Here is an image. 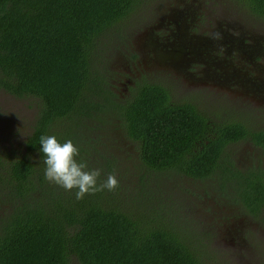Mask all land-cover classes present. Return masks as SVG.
I'll use <instances>...</instances> for the list:
<instances>
[{
  "label": "trees",
  "instance_id": "trees-1",
  "mask_svg": "<svg viewBox=\"0 0 264 264\" xmlns=\"http://www.w3.org/2000/svg\"><path fill=\"white\" fill-rule=\"evenodd\" d=\"M237 1L264 16V0ZM140 2L0 0V89L37 99L21 153L0 164V203L8 205L0 212V264H205L195 228L151 200L160 175L204 181L219 169L221 191L230 187L231 200L264 223L256 213L264 206V167L243 171L223 156L226 143L245 137L264 150V128L214 121L143 74L118 99L100 71L102 38ZM114 117L136 143L141 169L158 174L151 181L140 174L134 192L120 180L122 159L103 154L109 137L116 140L108 129ZM41 135L70 139L77 159L100 170L97 183L113 174L117 186L76 199L75 189L46 180Z\"/></svg>",
  "mask_w": 264,
  "mask_h": 264
},
{
  "label": "rangeland",
  "instance_id": "rangeland-1",
  "mask_svg": "<svg viewBox=\"0 0 264 264\" xmlns=\"http://www.w3.org/2000/svg\"><path fill=\"white\" fill-rule=\"evenodd\" d=\"M166 1L169 0H141L131 13L106 32L99 44L100 58L104 62L101 64L100 71L105 76L108 75V81L116 86L114 91L118 95V99L126 97L124 85L128 84L127 79L137 80L140 70L149 80L169 86L173 90L174 97L179 94L180 101L195 102L197 108L209 115L214 121L239 119L252 129L264 128V106H256L254 104L255 98L247 97L243 93L234 94L225 89L191 87L182 78H174L163 69L146 68L143 63L138 65V61H132V57H138L139 43L143 42L142 39L139 40V34H142L144 26L148 25V22L155 17L156 11L160 10ZM205 1L208 4L210 0ZM212 1L218 7L229 9L231 15L240 24L249 28L247 32L257 41H264V16L251 12L237 0ZM140 45L144 46L141 43ZM142 58L143 52H141L139 60ZM259 62L261 63L262 60ZM171 98L173 99V97ZM36 102L37 99L33 96L15 97L0 89V164H5L11 154L19 155L21 153L22 142L31 131V126L36 118ZM108 129L110 133L113 130L112 138L116 140L113 143L109 137L106 146L102 148L103 154L119 156L122 159L124 169H121L118 174L126 178H120V180L128 185L129 191L138 190L140 174H146V178L150 181L152 178L158 177V174H154L150 170L141 169L139 160L137 162L136 158L137 145L125 137V131L117 118L114 117L111 120ZM93 144L97 145V142H93ZM227 148H225L223 156L235 168L239 167L246 170L253 164H264V150L260 146L250 143L247 139L238 141L230 149ZM1 168L2 165L0 170ZM1 172L3 171L1 170ZM220 175L221 170L219 169L204 181L189 178L178 180L177 176L161 177L160 175V179L157 180L158 188L154 187L151 194V200L155 204L165 203L170 210L174 211L173 216L176 217V222L182 223L187 229L189 227L195 228V236L200 239L202 244L199 247L204 252L205 264H235L230 249L236 250V248L227 245V242L225 243L228 236H233L230 225L233 214L227 213V210L230 211L235 206L238 210L241 208L239 204L236 205L231 200L234 192L230 187L229 189L226 186L225 192L221 191ZM0 188L2 189V187ZM6 206H8L7 203L1 201L0 212ZM239 215L242 214L237 216ZM229 229L230 232L228 233ZM254 235L261 240L262 245L257 244L253 251L256 261L254 262L252 258H249L247 264H264V227L254 232ZM216 239L221 240V242L214 243Z\"/></svg>",
  "mask_w": 264,
  "mask_h": 264
},
{
  "label": "flooded vegetation",
  "instance_id": "flooded-vegetation-1",
  "mask_svg": "<svg viewBox=\"0 0 264 264\" xmlns=\"http://www.w3.org/2000/svg\"><path fill=\"white\" fill-rule=\"evenodd\" d=\"M214 4L212 0L208 4L205 0L166 1L148 25L144 26L142 34H139V40L143 41L140 43L144 46L139 43L138 57H132L135 59L132 61H138V65L143 63L146 68L163 69L174 78H182L191 87L243 93L255 98L256 106H264V41H257L247 32L249 28L240 24L229 9ZM141 52L143 58L139 60ZM142 77V71L139 70L138 80ZM134 80L128 78L127 83L133 85ZM128 84L124 85L126 93ZM165 87L170 97H173L172 101L182 102L179 94L174 97L173 90L169 86ZM193 105L196 106L195 102ZM237 121L245 124L242 120ZM259 129L261 128H256L255 131ZM245 139L253 144L250 137H245L226 143L225 148L230 149L238 141ZM263 167L264 164H253L249 168ZM186 178L193 179L189 176ZM236 208L237 206L227 210V213L233 214L230 222L233 230V234H230L233 236H228L227 241L225 237L224 241L236 248L230 249L235 264H247L249 258L255 262L253 251L262 242L254 232L259 228L261 230L264 223L249 216L244 208ZM256 213L263 214L264 206ZM238 214L242 215L237 216ZM220 242L221 240H214V243Z\"/></svg>",
  "mask_w": 264,
  "mask_h": 264
},
{
  "label": "clouds",
  "instance_id": "clouds-1",
  "mask_svg": "<svg viewBox=\"0 0 264 264\" xmlns=\"http://www.w3.org/2000/svg\"><path fill=\"white\" fill-rule=\"evenodd\" d=\"M39 152L43 154L44 178L65 190L75 189L76 199H81L85 193L110 191L117 186L113 174L97 183L100 170L89 168L84 160L77 159L78 148L70 139L61 143L55 135H41Z\"/></svg>",
  "mask_w": 264,
  "mask_h": 264
}]
</instances>
